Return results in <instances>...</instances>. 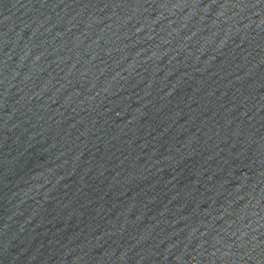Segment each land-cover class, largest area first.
I'll use <instances>...</instances> for the list:
<instances>
[{"label": "water", "instance_id": "95a60500", "mask_svg": "<svg viewBox=\"0 0 264 264\" xmlns=\"http://www.w3.org/2000/svg\"><path fill=\"white\" fill-rule=\"evenodd\" d=\"M194 0H0V227L92 103Z\"/></svg>", "mask_w": 264, "mask_h": 264}]
</instances>
